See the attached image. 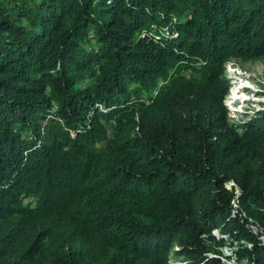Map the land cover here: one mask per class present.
<instances>
[{
  "label": "trees",
  "instance_id": "16d2710c",
  "mask_svg": "<svg viewBox=\"0 0 264 264\" xmlns=\"http://www.w3.org/2000/svg\"><path fill=\"white\" fill-rule=\"evenodd\" d=\"M230 56L264 58V0H0V264H224L214 228L264 264Z\"/></svg>",
  "mask_w": 264,
  "mask_h": 264
},
{
  "label": "rangeland",
  "instance_id": "374dc122",
  "mask_svg": "<svg viewBox=\"0 0 264 264\" xmlns=\"http://www.w3.org/2000/svg\"><path fill=\"white\" fill-rule=\"evenodd\" d=\"M223 65L224 70L228 69L230 71L231 86L236 78L240 79L236 81L237 85H235V88L237 87V89L233 88L231 100L234 97V92H238L239 94H235V96L239 97L231 103L230 100L229 103L226 100L228 93L224 97L229 121L235 124L254 115L257 110L264 109V58L244 60L236 56H230L224 61ZM229 67L233 68V70H230ZM212 233L216 237L224 238V242L220 245L212 244V248L218 247L220 250L219 257L223 263L241 264L240 260L236 257L234 258L231 254L232 247L229 235L223 233L219 228H214ZM173 248H175V242H172L169 252L170 264L186 262L185 257L175 254Z\"/></svg>",
  "mask_w": 264,
  "mask_h": 264
},
{
  "label": "built area",
  "instance_id": "2783aa9c",
  "mask_svg": "<svg viewBox=\"0 0 264 264\" xmlns=\"http://www.w3.org/2000/svg\"><path fill=\"white\" fill-rule=\"evenodd\" d=\"M229 69H230V70H233V68H231V67H229ZM225 73H226L227 77L230 78L231 75H230V71H228V69L225 70ZM230 81H231V79H230ZM234 81H235V80H234ZM159 84H161V83H159ZM230 86H231V85H230ZM229 89H230V87H229ZM156 91H157V89H153L152 94H155ZM228 91H229V90H228ZM224 103H225V101H224ZM232 204H233L234 208L237 207L236 200H232ZM242 214L245 215V212H242ZM249 220H250V222H251V226L253 227V229H254L256 232L260 231V228H259V226L255 223L254 219L249 218ZM261 238L264 240V236H261ZM240 241L243 242V243H245V244H249L247 241H245V240H243V239H241ZM231 247H232L231 254H232L233 257L235 258L236 256H235V251H234V250H235V248L237 247V241H236V240L233 241V243L231 244ZM240 263H241V264H247V258H246V257H243L242 259H240Z\"/></svg>",
  "mask_w": 264,
  "mask_h": 264
},
{
  "label": "bare ground",
  "instance_id": "6f19581e",
  "mask_svg": "<svg viewBox=\"0 0 264 264\" xmlns=\"http://www.w3.org/2000/svg\"><path fill=\"white\" fill-rule=\"evenodd\" d=\"M237 80H240L239 78H236L235 79V81L233 82V84H232V86H231V88H230V90H229V92H228V94H227V97H226V100H227V102L229 103V100H230V103L231 102H234L235 100H236V98H238L239 96H235V94H239L238 92H234V97H233V99L231 100V94H232V91H233V88H235V85H237ZM236 83V84H235ZM237 89V87L235 88V90ZM230 94V95H229Z\"/></svg>",
  "mask_w": 264,
  "mask_h": 264
}]
</instances>
